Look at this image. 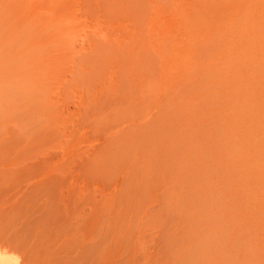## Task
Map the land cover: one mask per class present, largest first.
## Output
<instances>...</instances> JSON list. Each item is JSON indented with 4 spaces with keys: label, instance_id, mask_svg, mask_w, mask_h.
Listing matches in <instances>:
<instances>
[{
    "label": "bare ground",
    "instance_id": "obj_1",
    "mask_svg": "<svg viewBox=\"0 0 264 264\" xmlns=\"http://www.w3.org/2000/svg\"><path fill=\"white\" fill-rule=\"evenodd\" d=\"M135 1L128 5L122 0H80L79 9L85 14L87 2L99 5L97 15L128 19L135 37L143 39L151 33V28L145 32V26L153 16L147 17L142 8L148 6L147 0L142 5ZM159 1L155 0L158 5ZM164 1L158 10L166 17L176 5ZM186 3L187 11L174 9L182 13L180 20L172 13L171 19L180 22L175 29L170 27L176 34L169 37L158 28L165 34L162 44L170 38L168 46L196 56L191 69L186 67L191 71L183 78L184 89L157 94L153 68L146 65L149 60L140 58L146 66L138 64L140 60L127 65L131 77L139 81V92L130 105L132 115L125 119L129 122L124 127L131 129L118 132L116 149L112 148L117 165L121 162L119 171L129 167L122 177L131 181L123 193V186L118 187L116 207L105 194L72 200L71 194L65 199L58 195L63 184L58 170L47 165V134L34 129L32 119L54 108L43 70L53 60L45 55V48L61 42V29L56 25L52 30V23L48 34L53 36L48 37L49 15L35 10L33 3L26 4L21 15L0 7V264H258L260 260L264 264V253L255 255L256 249H264V234L256 240L260 231L256 218L264 220V182L259 183L264 180V133L259 136L252 125L264 124V0ZM146 17L150 20L144 25ZM184 24L203 31L208 27L200 46L192 42V36L197 37L194 32L188 33L191 37L183 34ZM82 30L81 42H99L95 34ZM139 43L137 49L141 44L145 48ZM119 64L111 66L112 74ZM74 74L72 69L69 75ZM205 92L208 95L196 99ZM252 150L262 156L256 157ZM125 154L134 163L127 164ZM248 175L260 177L258 186ZM248 200L255 201V219L245 215L250 213ZM166 208L176 213V219L170 218L177 230L187 227V233L180 252L162 257ZM169 227V240L174 243L180 235H175L174 225Z\"/></svg>",
    "mask_w": 264,
    "mask_h": 264
},
{
    "label": "rangeland",
    "instance_id": "obj_2",
    "mask_svg": "<svg viewBox=\"0 0 264 264\" xmlns=\"http://www.w3.org/2000/svg\"><path fill=\"white\" fill-rule=\"evenodd\" d=\"M134 1L135 0H132V2ZM138 1L139 0L135 1V3L137 5H142L143 0H140V3H138ZM172 1L166 0V2L164 1V4L167 3L168 6L172 4H174V6L176 5V7L171 6L173 7L171 8V11L172 13H174V15L178 14L177 18L178 20H180L179 17H181L182 13H178V11H185L186 9H188L187 6L189 4L186 3L187 0H179V2L178 0H175L176 3H172ZM122 2L130 5L129 3L131 2V0H122ZM150 2L157 4L155 0H150L149 3ZM159 2L161 3V0ZM28 3H33L35 10L39 9V12H41V14H44V16L47 14L49 15L47 18V24L45 26V28L47 29V34L49 25H51L52 23L54 24V26L52 24V30L53 28L55 29L58 27L61 29L59 31L60 35L62 36L61 42L58 43V41H55V45L54 43L53 45L52 43H48L49 45H47L45 48V55L50 56L49 58H51V60L53 58V60L51 61L50 65L47 66V69L45 68V70H43V75L45 76V80L47 83L46 87L47 89H49L48 93H50V97L52 96L51 99L54 100L56 98V100H52L54 108L48 110L43 116H33L32 119L34 129L43 131L47 134V165L50 168L55 167L58 170L59 179L63 184V186H61L60 188L61 194L58 193V195H61L60 198L63 195L62 199H65L64 197L71 194L70 200H72L75 196L78 197L80 195L105 194L110 197L111 204L116 207V202L120 200V192L117 191L118 187L121 188V186H123V188L125 187L127 189V187L130 186L129 184H131L130 180V183L127 182V175L126 177H124L127 172L126 170H128L129 167L125 165L127 169L121 170L122 168H124L123 164H121V166L123 167H121L119 171L121 162L119 163V165H117L118 161L117 159H115L116 155L114 151H112L116 149L115 145H117L118 143V132L126 134L129 133L131 129V127H124L126 126V123L129 122V120L125 119H129V116L132 115V112L130 111V105L131 103L133 104L132 100H134V97L139 92V81L136 80V77H131V74L127 67V65L130 66L129 61L137 60L138 62V60H140V58L142 57V59L145 58L144 60L146 62L148 60L150 63L154 62L152 63V65L149 62H147V64L145 62L144 64L153 68H151L153 76L151 78H155V84L156 82H158V85L154 87V91L158 94L164 90L173 91L174 89H184L186 82L185 80H183V78H185L187 72L190 73L191 71H189L186 67L189 66V68L191 69V67L195 64L196 56L190 51L179 50L178 48L171 47V45L168 46V44L172 40H170V38L165 39L167 41L163 40V42L165 41L166 43L162 44V39L165 34H167V36L169 35V37H171V35L173 36V34H176L174 32L175 30L171 31L170 27H172L173 30L175 29L176 24L180 22L177 21L176 17L171 19V17L174 15L171 13L168 16L167 14L169 12L166 14V17H164L162 14L165 13L161 10H158L160 9V3L159 5L157 4L154 6L153 4H149L147 0L146 5L148 6H142V8L145 9L148 14L147 17L150 16V19L151 16H155L156 18L157 14H161L160 16L161 18L163 16L162 19L164 20H162L161 18L159 19V16L156 19L152 17V19L154 20H150L146 17L147 19L145 18L143 20V24L145 25L146 23L144 22L150 20L149 22H147V25L151 26L146 27V25L145 32L148 34V30L151 28V36L153 34V36L156 35L155 32L158 31L159 27L166 32L164 34L161 29V34L159 33L160 31H158V33L160 34H158L159 36L156 35V37H150V35L148 34L149 36H144L143 39H141L143 37L142 35H139L140 38L135 37V34L133 32V25L129 24L128 19L122 16L111 18L106 14H104V16L97 15L96 12L100 11V9L98 8L100 7L99 5L93 6L92 3L87 2L86 7L88 8L89 12L83 14L82 10L79 9L80 0H0V7H3L4 10H9L14 15H21V13L24 14L22 10ZM37 4L39 5L37 6ZM151 8H154V11H151ZM155 9L157 12H155ZM174 9L178 10L177 13ZM44 12H46L47 14ZM151 12L155 13L153 14ZM166 18L167 20H165ZM169 20H171L170 22L172 23L176 21L177 22L173 23L172 25ZM156 25L158 26L156 27ZM153 27L157 28V30L155 31ZM180 27L181 25L178 26V28ZM182 27H184L185 30ZM182 27L181 28L183 30L181 28L180 29L184 31L183 34H187H185L186 36L190 35L188 33L194 32V34L199 37V39L197 37L195 38V40L197 41L194 40V36H192L191 38L193 39V41H191L196 45L199 44L200 46L201 43L198 42L201 41L199 40H202V37H207V34L204 31H206V28L208 27H206L204 31L197 25L188 26L184 24L182 25ZM82 29L88 32V34H95L96 37L99 38V42L97 44L95 43V50L93 49V47L95 46V44H93V39H85L84 42H81V37L78 34L81 33ZM182 31L177 32H179L178 34H182ZM49 34L50 37L53 36L52 33ZM157 36L159 39L157 38ZM161 36L162 38H160ZM188 37H191V35ZM155 39L157 40V42L161 40L159 42L161 46L154 44V42L156 41ZM204 40L205 39H203L202 41ZM139 42L144 43L145 48ZM137 43L141 44L138 49L136 47ZM50 45L54 47L50 48ZM91 45L93 46L91 47ZM142 59L138 64H140L141 62V66H146L143 64L142 61L144 60ZM116 61H120V68L116 73L112 74V71L114 69H111V66H113ZM72 69H75V74L74 76L70 77L69 73ZM201 71L203 75L204 71ZM207 92L210 93L211 89H208ZM205 95L208 94H206L205 92L204 95L202 94L196 99L204 97ZM59 96L60 99L59 101H57V97L59 98ZM157 100L159 99L157 98ZM260 122L261 120L258 121V124ZM252 125L255 128L256 133L258 132V135L262 137L261 134L264 133L263 122L257 125V122L254 121L252 122ZM122 128H125L126 130L119 131ZM113 147H115V149H112ZM252 152L253 154H256L258 151L252 150ZM262 152H264V148ZM127 154H125L126 157L124 155L125 159L127 158ZM259 155L262 156L260 152L255 156L258 157ZM128 159L129 162L127 159L126 161L127 164L129 163L130 165L132 157H129ZM113 161H117V163L115 164ZM113 163L114 166L116 165V167L113 166ZM241 170L242 169H240V172L242 173ZM117 173L118 175H120L118 176ZM123 174L124 176L122 177ZM260 174L263 175V172L261 171ZM248 176L250 177V180L253 181L256 186H258L257 183L261 180L260 177L258 175L252 178L250 175ZM256 177H259V180H257ZM123 180L125 182H123L124 184L122 183ZM262 180L259 183H263L264 180ZM126 184H128V186ZM123 188L121 190L122 193L124 192L123 190H125V188ZM63 191H65L66 194ZM77 197L75 199H77ZM144 199V201L148 200L147 198ZM253 202L254 203H252V201L249 202V205L247 204L248 206L246 205L247 202L241 203V205L243 204L245 208L247 206V211H250V213H252L250 214L247 212L249 215L245 214L246 216H249L248 218L251 219L256 218L254 214L255 211L253 209L255 208V206H253L255 205V201ZM261 202L262 201L260 200V203ZM162 206L161 209L164 208ZM250 206H253L252 209L250 208ZM161 209L159 210L162 211ZM168 210L169 209L166 208L165 210H163L162 214H166V211ZM168 214H166L167 216L163 215L167 217V219L162 220V222L164 223V221H168L169 224H165L164 227L166 228L162 230V233L160 234L162 257H167L175 252H180V250L183 248V237L187 233V227L185 229L186 232H182V228L180 229V231L177 230L179 228H176L177 225H175V219L177 217L176 213L175 215L172 213H170V215ZM171 215H174L175 219H171ZM163 218L164 217H162V219ZM257 218L256 221L258 222L257 226L260 230V234H257L258 230H256V234L258 236H256V240L259 241V237L261 236V234H264V220L261 219V221H258ZM166 225L168 227L169 225H174L176 228L175 235H180L179 238L181 239L177 237L174 243L170 242L167 233L168 227ZM184 228L185 227H183V229ZM177 231L180 232V234ZM261 250L262 251H260V249H256L255 255L262 256V253H264V249ZM262 262L264 263V260H262ZM258 264H262L261 260Z\"/></svg>",
    "mask_w": 264,
    "mask_h": 264
}]
</instances>
